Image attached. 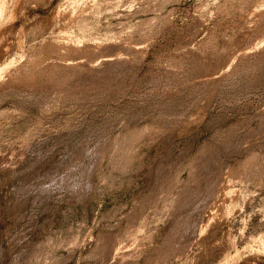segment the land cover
Listing matches in <instances>:
<instances>
[{
  "label": "rangeland",
  "instance_id": "374dc122",
  "mask_svg": "<svg viewBox=\"0 0 264 264\" xmlns=\"http://www.w3.org/2000/svg\"><path fill=\"white\" fill-rule=\"evenodd\" d=\"M0 264H264V0H0Z\"/></svg>",
  "mask_w": 264,
  "mask_h": 264
}]
</instances>
